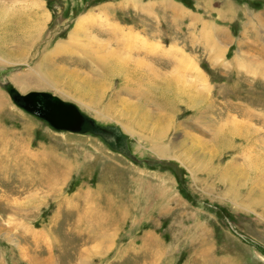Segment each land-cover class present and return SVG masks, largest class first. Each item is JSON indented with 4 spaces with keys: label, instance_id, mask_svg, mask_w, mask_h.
<instances>
[{
    "label": "rangeland",
    "instance_id": "374dc122",
    "mask_svg": "<svg viewBox=\"0 0 264 264\" xmlns=\"http://www.w3.org/2000/svg\"><path fill=\"white\" fill-rule=\"evenodd\" d=\"M0 264H264V0H0Z\"/></svg>",
    "mask_w": 264,
    "mask_h": 264
},
{
    "label": "water",
    "instance_id": "95a60500",
    "mask_svg": "<svg viewBox=\"0 0 264 264\" xmlns=\"http://www.w3.org/2000/svg\"><path fill=\"white\" fill-rule=\"evenodd\" d=\"M3 86L16 105L46 121L54 129L101 136L114 149L138 160L129 148L128 136L120 127L96 123L93 118L84 114L74 102L65 101L51 92L22 93L10 82H4Z\"/></svg>",
    "mask_w": 264,
    "mask_h": 264
},
{
    "label": "bare ground",
    "instance_id": "6f19581e",
    "mask_svg": "<svg viewBox=\"0 0 264 264\" xmlns=\"http://www.w3.org/2000/svg\"><path fill=\"white\" fill-rule=\"evenodd\" d=\"M118 70H123V67L121 66V67H119V66H115L114 68H113V70H111L112 71V73L114 72V71H118ZM110 76V75H109ZM108 78V77H107ZM28 79V78H27ZM25 79H22V81H24ZM27 83H29V84H31V85H36V84H38L35 80H32V81H26ZM191 88V87H190ZM194 88V87H193ZM192 89V88H191ZM193 90V89H192ZM195 90V89H194ZM196 92H197V88H196ZM176 93H177V96L178 97H180V96H183V95H186L187 93H188V95H189V97H188V99H191L189 102L191 103V101H193L194 99H195V96H194V98L192 97L193 96V94L192 93H190V91H188V90H186V89H183V87H182V89H178L177 91H176ZM198 93V92H197ZM199 96H202V95H199ZM197 97V96H196ZM186 98V97H185ZM198 98V97H197Z\"/></svg>",
    "mask_w": 264,
    "mask_h": 264
}]
</instances>
